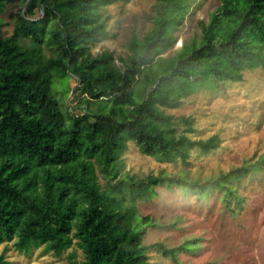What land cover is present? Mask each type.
<instances>
[{
  "label": "trees",
  "instance_id": "obj_1",
  "mask_svg": "<svg viewBox=\"0 0 264 264\" xmlns=\"http://www.w3.org/2000/svg\"><path fill=\"white\" fill-rule=\"evenodd\" d=\"M15 1L0 0V11ZM128 1L22 0L24 16L17 14L14 35L0 38V246L13 243L18 254L43 247L56 257L76 245L85 264H148L149 249L171 258L176 253L142 245L135 204L150 202L154 188L179 187L199 198L219 191L226 207L229 198L239 204L227 186L248 170L202 183L167 174L116 180L128 143L165 164L186 165L193 149L205 155L217 150V138L191 140L192 120L165 111L200 90L264 69V0H220L208 22H198L200 36L153 78L138 105L121 112L113 107L129 103L136 78L174 47L188 13L186 0H153V29L140 40L130 36L121 72L113 53L92 55L90 46L115 39L101 11ZM38 8L43 18L32 20ZM44 46L52 53L47 61ZM52 71L75 79L95 108L78 117L63 112L52 93ZM0 264L10 263L0 256Z\"/></svg>",
  "mask_w": 264,
  "mask_h": 264
},
{
  "label": "rangeland",
  "instance_id": "obj_2",
  "mask_svg": "<svg viewBox=\"0 0 264 264\" xmlns=\"http://www.w3.org/2000/svg\"><path fill=\"white\" fill-rule=\"evenodd\" d=\"M188 13L175 34L172 49L161 54L156 63L136 78L137 83L129 103L113 107L126 112L138 105L153 88V78L164 73L171 60L191 39L200 36L198 22H208L220 0H186ZM22 0L6 5L0 11V38L14 35L17 14L24 16ZM153 0H130L101 11L106 19V31L114 40L90 46L92 55L113 53L116 67L124 71V62L130 56L128 41L137 40L153 29ZM32 20H41L40 8L33 11ZM27 46L26 41H22ZM45 61L52 58L49 49L42 47ZM264 53V51H263ZM241 82H227L217 89L200 90L174 111H165L175 119H191V140L218 139L216 151L204 154L196 149L190 153L186 165L157 163L139 155L127 144L116 181L124 177L142 180L147 176L167 174L172 180L199 183L214 181L239 170H248L238 179L231 180L239 204L229 198L222 202V194L214 191L206 198L184 194L176 187L173 192L164 187L154 188L150 202L136 203L137 217L142 220L143 247L162 245L176 250L171 258L153 249L146 251L148 264H264V69L243 72ZM52 93L61 110L78 117L84 110H93L96 102L84 98L78 91V82L69 75L51 73ZM111 104L103 106V111ZM180 132L183 128L179 129ZM100 187L104 182L98 176ZM125 206H130L128 199ZM13 243L0 246V256L10 264H85L81 252L72 246L59 256L46 253L43 247L27 254H18Z\"/></svg>",
  "mask_w": 264,
  "mask_h": 264
}]
</instances>
